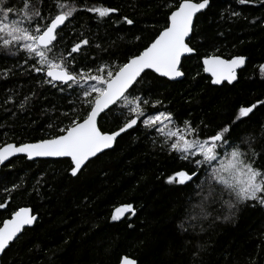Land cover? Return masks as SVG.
Masks as SVG:
<instances>
[{"label":"trees","instance_id":"obj_1","mask_svg":"<svg viewBox=\"0 0 264 264\" xmlns=\"http://www.w3.org/2000/svg\"><path fill=\"white\" fill-rule=\"evenodd\" d=\"M6 2L19 6L20 0ZM54 2L35 0L44 14ZM78 3L81 10L63 27L53 54L70 59L67 50L87 38L72 65L87 70L122 64L142 51L165 26L176 0ZM93 6L117 11L100 18L84 10ZM124 17L134 23L128 25ZM190 46L196 51L182 62L184 79L171 82L146 72L129 97L148 101L141 104L145 115L77 177L71 175L69 159L19 157L1 168L0 203L6 207L0 208V227L20 208L38 216L5 251L1 264H120L125 255L138 264H264V204H236L223 185L206 180L203 170L190 184L169 183V176L195 166L170 149L172 141L160 126L143 124L148 115L170 113L174 131L190 122L205 137L231 125L230 140L235 138L245 159L264 167V108L236 119L239 107L264 100V3L210 0L196 18ZM211 55L248 59L235 84L212 85L202 64ZM32 65L24 51L0 47V147L52 138L71 119L83 118L80 89L49 83ZM121 109L126 116L127 107L118 104L100 118L99 127L118 131L125 119ZM201 181L202 190L196 187ZM210 185L214 195L201 204ZM229 202L236 206L230 208ZM125 204L133 212L112 220Z\"/></svg>","mask_w":264,"mask_h":264},{"label":"snow or ice","instance_id":"obj_2","mask_svg":"<svg viewBox=\"0 0 264 264\" xmlns=\"http://www.w3.org/2000/svg\"><path fill=\"white\" fill-rule=\"evenodd\" d=\"M239 2L244 4L248 0H239ZM261 2L264 3V0ZM209 4L210 0H199V2L176 0L175 8L167 16L163 29L138 54L131 56L122 64H102L96 69L77 70L72 66L75 63L73 54L80 51L82 45L89 43L87 38H81L71 46L70 50H67V57L70 59L66 60L64 54L56 56L53 52L62 39L60 33L63 27H66L67 22H70L77 11L81 10L78 0H55L52 5L53 10L47 14L36 6L35 0H20L19 6L0 0V47L9 51L14 48L16 51H24L32 58L34 71L44 73L49 78V83L58 82L73 91L79 88L82 93L80 102L85 106L82 119L78 116L71 119L69 125L52 138L19 146L9 143L0 147V163L17 153H24L30 159L68 158L71 175L76 176L91 158L111 148L121 133L133 129L137 126L138 119L145 115L141 104L146 105L148 101L136 96L129 98L130 89L134 88L145 70H152L168 78L183 75L180 70L182 57L196 51L190 46L194 17ZM84 10L95 13L100 18L108 17L117 11L104 6L87 7ZM124 22L128 25L134 23L127 17H124ZM136 39L139 40L140 37ZM27 62L26 60L25 63ZM244 63L243 56L226 60L211 55L203 58V70L211 74L213 84L219 85L223 81L230 83L235 80L236 69ZM260 69L264 72V65H261ZM118 104L127 107L126 116L123 109L119 112L120 116H125L122 125L118 131H103L98 125V118L102 113L111 112ZM259 108H264V100H257L249 106H241L236 119L249 117ZM171 120L170 113L159 112L156 115H148L143 120V124L147 127H155ZM231 130V125L223 126L205 137L190 122H184L183 131L180 129L167 131L166 135L173 138L170 149L176 152L179 158L195 166L177 171L167 178L168 182L190 184L194 178L199 179L198 173L203 170L208 173L206 180H215L223 185L224 190L229 197L234 198L236 204L248 201L264 204V167L257 166L255 159H245L246 154L236 144L235 138L230 140ZM226 152L228 154L225 159L217 165L218 158ZM204 182L201 181L196 187L202 190ZM214 191V186L210 185L201 204L212 197ZM236 204L229 202V207H235ZM5 207L4 203H0V208ZM128 212H133L131 204L116 208L111 219L119 220ZM36 219L37 217L31 214V210L24 207L14 211L10 219L3 220V226L0 227V253L5 251L10 242L18 238V234L22 233L25 226L32 225ZM120 264H137V261L125 255Z\"/></svg>","mask_w":264,"mask_h":264},{"label":"water","instance_id":"obj_3","mask_svg":"<svg viewBox=\"0 0 264 264\" xmlns=\"http://www.w3.org/2000/svg\"><path fill=\"white\" fill-rule=\"evenodd\" d=\"M209 5H210V4H209ZM208 7H209V6H208ZM208 7H207L206 9L202 10L201 13L205 12V11L208 9ZM201 13H198V14L194 17V25H195L196 18H197ZM192 34H193V32L190 34V39H191V37H192ZM193 55H195V52H194L193 54H186L184 57H182L181 66H180V70H181V71H182L181 67H182V62H183V60H184L185 58H188V57L193 56ZM221 58H222V57H221ZM244 58H245V63L236 69V79L233 80V81L230 82V83H229L228 81H223V82H222L221 84H219V85H217V84H213V83H212V79H213V78H212L211 74H210V73H206V72H204V73H205L206 76L210 77V79H211V83H212L213 86H222L223 84L233 85V84H235V83L238 81L239 73H240L242 70H244L245 67H246V65H247V61H248V59H247L246 57H244ZM222 59H225V58H222ZM226 60H228V59H226ZM202 64H203V60H202ZM146 72H153V71H152V70H145V73H146ZM182 72H183V71H182ZM145 73H142V74H141V77H142ZM153 73L156 74L157 76H159V77H161V78H164V79H166V80H168V81H171V82H178V81H182V80L184 79V73H183L182 76H180V77H176V78L163 77V76H160L158 73H155V72H153ZM141 77H140V78H141ZM47 78H48V77H47ZM140 78H138V81L140 80ZM48 79H49V78H48ZM53 83L59 84L58 82H53ZM134 86H135V85H134ZM130 90H131V89H130ZM103 115H104V113L101 114V117H102ZM101 117H100V118H101ZM100 118H98V125H99ZM138 123H139V119H138ZM137 125H138V124H137ZM136 127H137V126H135L134 128H136ZM134 128H133V129H134ZM133 129H129V130H127L125 133H127V132H129V131H131V130H133ZM125 133H121V135L118 136L117 139H116V141L113 143V146H112L111 148H109V149L104 150L102 153L98 154L97 157L100 156L101 154H103V153L109 151V150H112V149L115 147L117 140H118L122 135H124ZM12 144H15V143H12ZM15 145H17V144H15ZM5 146H6V145H5ZM17 146H19V145H17ZM3 147H4V146H3ZM19 157H26V159H27L28 161H30V162H32V161H45V160H61V159H68V158H56V157H33V158L30 159V158H28L27 155L24 154V153H17V154H15V155L11 156L8 160L4 161L3 163H0V170H1V168H2L4 165H6L7 163H9L11 160H13V159H15V158H19ZM97 157H93V158H91L90 161L94 160V159L97 158ZM88 163H89V162H88ZM88 163H87V164H88ZM87 164H86V165H87ZM82 170H83V168H82ZM82 170H81V171H82ZM81 171H79L78 174H79ZM78 174H77L76 176H73V175H72V176H73V177H77ZM27 208H29V207H27ZM29 209L31 210V214L34 215L32 209H31V208H29ZM129 214H130V212L125 213L123 216H121V218H124L125 216H127V215H129ZM35 216L37 217V219L34 221V223H33L32 225H30V226H25L24 230L29 229V228H33V227H34V225L36 224V222H37V220H38V216H37V215H35ZM9 219H10V218H9ZM2 226H3V225H2ZM2 226H1V227H2ZM24 230L22 231V233L24 232ZM22 233L18 234V238L20 237V235H21ZM18 238H17V239H18ZM17 239H15L13 242H10L9 246L5 249V251L8 250L9 247L11 246V244L14 243ZM5 251L2 252V253H0V264H1V258L3 257ZM137 264H138V262H137Z\"/></svg>","mask_w":264,"mask_h":264},{"label":"rangeland","instance_id":"obj_4","mask_svg":"<svg viewBox=\"0 0 264 264\" xmlns=\"http://www.w3.org/2000/svg\"><path fill=\"white\" fill-rule=\"evenodd\" d=\"M158 126H160L164 132H167V131H174L172 125H171V121H165L163 122L162 124H159ZM192 137H189V139H191ZM171 141L173 142V138L170 137ZM228 153H224L223 155H221L219 158H218V161L216 162V164L218 165L220 161H223L225 159V156L227 155ZM197 158H200V157H197Z\"/></svg>","mask_w":264,"mask_h":264}]
</instances>
